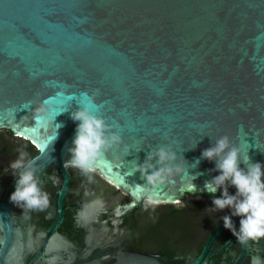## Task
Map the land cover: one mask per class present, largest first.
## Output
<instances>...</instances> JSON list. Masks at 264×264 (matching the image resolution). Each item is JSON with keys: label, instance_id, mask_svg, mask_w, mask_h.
I'll list each match as a JSON object with an SVG mask.
<instances>
[{"label": "water", "instance_id": "water-1", "mask_svg": "<svg viewBox=\"0 0 264 264\" xmlns=\"http://www.w3.org/2000/svg\"><path fill=\"white\" fill-rule=\"evenodd\" d=\"M82 106L123 137L94 169L138 199L135 160L165 144L190 169L227 135L264 164V0H0V128L34 141L38 163H56L67 182ZM214 169L200 159L157 198L192 182L207 192ZM1 217L3 264L16 230Z\"/></svg>", "mask_w": 264, "mask_h": 264}, {"label": "flooded vegetation", "instance_id": "flooded-vegetation-1", "mask_svg": "<svg viewBox=\"0 0 264 264\" xmlns=\"http://www.w3.org/2000/svg\"><path fill=\"white\" fill-rule=\"evenodd\" d=\"M20 147L29 157L40 154L31 139L0 128V249L6 237L2 214L10 215L16 230L1 252L3 264H264V238L241 243L221 219L230 208L208 211V192L187 191L145 209L143 199L98 170L89 181L69 167L66 182L59 165L38 163L50 205L25 213L10 200L16 185L10 163ZM236 191L229 186L230 194ZM240 219L232 216L235 231Z\"/></svg>", "mask_w": 264, "mask_h": 264}, {"label": "clouds", "instance_id": "clouds-1", "mask_svg": "<svg viewBox=\"0 0 264 264\" xmlns=\"http://www.w3.org/2000/svg\"><path fill=\"white\" fill-rule=\"evenodd\" d=\"M71 119L77 122L76 135L73 140L74 146L69 149L71 159L65 162L64 167L79 170L91 181L90 174L95 171L96 161L107 151L122 144L123 137L113 131L105 119L94 114L88 106L73 111ZM58 125L59 128L62 127ZM17 152L18 157L10 163L11 174L16 178L15 191L11 194L10 200L25 213L43 211L50 205V195L41 188L42 179L38 175L41 171L38 164L40 157H29L23 147L18 148ZM200 159L215 162L214 171L220 173L210 181H206L204 185V189L212 197L213 207L208 211L217 212L230 208L231 215H225L221 219L224 227L232 231L241 243L264 238V164L252 162L248 152L242 153L241 148L233 145L227 135L219 137L213 146L204 149L201 158L195 163L189 164L185 159L184 161L191 165V168H196ZM177 160V154L170 144L151 149L143 164L135 160V171L139 172L146 181L137 186L138 193L144 200L145 209L160 203L156 190L171 183L174 173L190 172L191 168H183ZM241 164L245 167H241ZM201 174L196 173L194 179ZM49 179L53 185L59 183L56 175L50 176ZM230 185L237 189L235 195L230 194ZM221 189V194L216 196L215 194ZM187 190L195 192L197 186L192 182ZM176 203L179 204L180 201L177 200ZM232 216L241 218L238 231H235Z\"/></svg>", "mask_w": 264, "mask_h": 264}]
</instances>
